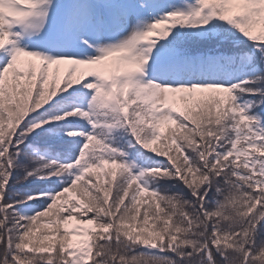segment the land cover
<instances>
[{"label":"snow or ice","instance_id":"snow-or-ice-1","mask_svg":"<svg viewBox=\"0 0 264 264\" xmlns=\"http://www.w3.org/2000/svg\"><path fill=\"white\" fill-rule=\"evenodd\" d=\"M0 264H264V0H0Z\"/></svg>","mask_w":264,"mask_h":264}]
</instances>
